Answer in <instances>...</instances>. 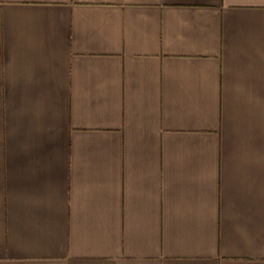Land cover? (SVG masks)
I'll list each match as a JSON object with an SVG mask.
<instances>
[{"label": "crops", "instance_id": "1", "mask_svg": "<svg viewBox=\"0 0 264 264\" xmlns=\"http://www.w3.org/2000/svg\"><path fill=\"white\" fill-rule=\"evenodd\" d=\"M0 264H264V0H0Z\"/></svg>", "mask_w": 264, "mask_h": 264}]
</instances>
